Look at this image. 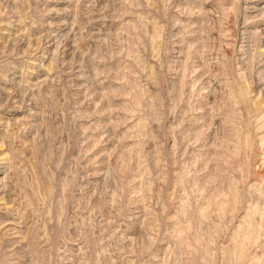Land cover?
<instances>
[{"label": "rangeland", "instance_id": "rangeland-1", "mask_svg": "<svg viewBox=\"0 0 264 264\" xmlns=\"http://www.w3.org/2000/svg\"><path fill=\"white\" fill-rule=\"evenodd\" d=\"M0 264H264V0H0Z\"/></svg>", "mask_w": 264, "mask_h": 264}]
</instances>
